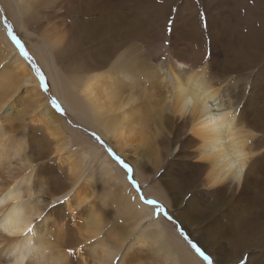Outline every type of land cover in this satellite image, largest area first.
Segmentation results:
<instances>
[{
    "label": "bare ground",
    "instance_id": "1",
    "mask_svg": "<svg viewBox=\"0 0 264 264\" xmlns=\"http://www.w3.org/2000/svg\"><path fill=\"white\" fill-rule=\"evenodd\" d=\"M0 1L13 25L28 36L30 30L23 11L31 12L34 0ZM36 1L40 4L37 9L57 5L56 0ZM193 1L196 5L186 4V0H69L63 15L44 16L50 19L39 36L41 41L29 39L28 44L35 53L32 60L48 75V97L2 30L0 56L11 54L14 62L12 72L0 75V93H5L0 111L19 90L18 86L33 87L23 114H34V121L42 124L44 132L51 131L48 137L57 138L52 150L60 157L67 142L65 123L48 101L54 94L69 114L100 133L120 156L136 166L140 183L150 179L143 172L149 163L155 174L164 170L158 184L146 188L145 193L175 209L177 218L189 231L200 230L203 244L215 249L208 247L215 257L222 253L238 258L255 250L256 255L248 257V264H264V67L256 72L250 88V78L244 77L240 87L237 83L235 87L222 85L229 75L254 70L264 60V0ZM225 6L229 8L222 9ZM240 7L246 10L245 23L237 13ZM214 8H221L222 12L214 13ZM170 19H175L176 25L172 34L166 36L164 26ZM207 27L213 38V53L209 63L201 66L200 51H195L194 46ZM138 39L159 40L158 47L165 51L167 61L138 67V54L124 50L114 59L117 70L79 78L75 86L57 66L55 51L62 44L67 51L59 56V61L99 65L113 55L117 44ZM165 40L171 41L170 46L162 43ZM180 47L191 55L173 54L179 51L173 48ZM215 65H222L219 71ZM180 118L186 120L181 121L182 126L174 122ZM150 121L153 132L147 130ZM188 131L194 134L197 146L183 141ZM26 137L0 128V224L14 218L19 226L27 225L17 236L0 232V264H11L21 256L26 257L25 264H72L77 250L82 264H87L85 253L94 264H114L134 234L138 236V263L144 250L149 256L159 242L156 249L163 252L164 264H173L171 250L184 263L205 264L164 224L156 227L163 242L157 235L150 239L149 233L143 232L144 223L152 217V208L140 202L127 184L125 172L105 154L99 157L101 173L106 182L119 189L111 193L108 201L99 200L74 230L83 244L116 226L115 220L123 229L110 232L112 246L102 243L87 251L86 245H81L84 248L80 250L69 239L70 221L62 223L60 216L55 219L54 211L45 213L60 195L68 208L71 193L80 206L95 195V185L89 184L81 198L78 193L82 188L76 187L81 172L72 156L63 157L59 161L70 173V186L58 194L50 192L49 203H43L41 198L49 192L46 175L51 179L53 176L44 163L27 155ZM85 143L88 147L96 145L88 139ZM140 148L145 150L143 155ZM174 148L180 152L175 156ZM172 157L174 161L168 160ZM35 195L37 198L33 199ZM121 208L128 210L127 219L117 217ZM51 222L56 231L48 225ZM29 227L31 232L27 231ZM206 234L211 236L207 241L203 239ZM128 262L132 264L134 257Z\"/></svg>",
    "mask_w": 264,
    "mask_h": 264
},
{
    "label": "rangeland",
    "instance_id": "2",
    "mask_svg": "<svg viewBox=\"0 0 264 264\" xmlns=\"http://www.w3.org/2000/svg\"><path fill=\"white\" fill-rule=\"evenodd\" d=\"M186 1H187L186 4H189V2L190 4L191 2H194L193 5L194 4L196 5V2L193 0L192 1L186 0ZM206 1L209 2V0H206ZM206 1L203 0V3H206ZM252 2H254V0H249V3H252ZM67 3H69V0H56V4H57L56 5L57 7L55 6L56 9L55 8H49V9L45 8L43 10V7H41L40 9H37V5H40V4L37 3L36 0H34L32 2L31 12L26 13L25 11H23L26 17V20H27L28 28L30 30L29 35L26 36L22 31H19L18 28L13 25L11 18L9 17L8 13H6V11L3 9L4 6L1 4V1H0V32L2 30L6 32V34L8 35V38L10 39V43H12L18 55L21 56L20 49L16 46L15 43L12 42L8 34L7 25L12 26V30L14 34L17 36L21 44L24 46V49L27 52L28 56L31 57V59H27L25 58L24 55H22L21 58L22 59L24 58L23 60L28 64L29 68L34 73L38 81H39V76L37 75V70H39L40 73L44 75L47 88L51 87L49 79H48V75L47 73H45L44 69L40 68V65L37 62L32 60L33 55L35 53L33 49L30 47V45L28 44V40L36 39L37 41H41L39 36L42 35L43 31H45L44 26H49V23H46V21L49 20L50 18L47 19L45 17H49L48 15H50V17L52 15H55V16L63 15L68 8ZM255 3L253 4V7L255 6ZM227 8L229 7L225 6V8H222V9L225 10ZM222 9L217 8L213 10V12L218 14V11H221ZM237 13H240L242 16L243 20H241V22L245 23L244 19H246L245 17L246 10L241 9L240 7L238 8ZM200 15L202 16V13H200ZM5 19L7 20V25L5 23ZM252 19H253V16H252ZM52 24L53 22H51V25ZM159 44H160V41L155 40V39L154 41L138 39V40L128 41L124 44H117V49L113 51V55L107 58L103 64H99V65H70L69 63L59 61L60 60L59 56L63 55L64 51H67L65 49V46L62 44L59 50L55 51V54H56L55 58L58 61L57 66L60 68L65 78L68 80V82L71 85L75 86L76 80L79 78H88V77L96 76L99 74H103L104 72H109L111 70H117L116 68L113 67L114 59L116 58V56H118L120 52L124 50H127L129 52H135L138 54V58H139L138 67L142 65H162L164 62L167 61L166 59L167 56L165 54V51L162 48L161 50L159 49L158 47L160 46ZM194 47H195V51L197 52L200 51L199 54L202 57L201 66L208 64L212 58V53H213L212 51L213 38L211 37L209 33L208 27L205 28V34L199 40V44L196 43ZM175 49L179 50V51H173V54H175L176 56L186 55L189 57L191 55L189 51L182 50V47L173 48V50ZM131 55H134V53H131ZM198 60L200 61V59ZM13 62H14V57L11 54H10V57L0 56V75L6 71L12 72ZM168 63L164 65H167ZM192 63L193 62H190L189 64H192ZM262 63H264V60L259 65H257L258 67L254 68V70L250 68L249 70L244 71L241 74L229 75L228 78H226L227 80L225 79L226 81L222 85L225 86V88L228 87L229 85L231 86L234 85L233 87H235V84L237 83L238 84L237 86L240 87L243 83V80L241 79V77H244L245 79L250 78L248 79L247 82H249V88L250 86L252 87V82L255 76L257 75L256 72H258L259 69H262L264 67ZM168 65H171V63H169ZM220 66L222 65H215V69L219 71ZM250 72H251V75L249 76L248 73ZM138 76H140V74H138ZM219 79H223V77H220ZM17 85L18 84L16 83L15 86ZM18 89L19 90L16 93H14L10 98H8L10 100H7V102L3 106V110L0 111V128L6 131H14V134H20V135L21 133L26 134L27 135L26 137L27 155L30 156V158L36 159L39 164L44 163V166L48 167L49 170L51 171L53 179H51V176L46 175V180H47L46 186L49 192L46 194L47 195L46 198H43V197L41 198L43 203L45 204L49 203V199H50L49 193L50 192L58 194L60 193L61 190H64L65 188H69L70 186L71 181L69 179L70 177H68L70 173L64 169L65 163L63 164L59 161V160H63V157L67 158L69 155L72 156L76 164L77 171L81 172L80 173L81 176H79V178L81 177V179L80 181H78L77 186H76L77 188L78 187L82 188V191L78 193L81 195V198H84V194L87 193V187L89 184L95 185L94 187V189H96L94 190L95 195L92 196L90 200L83 202L80 206H77L79 203L78 198L75 197L72 193H71V197L69 198V203H70L69 208L68 206H65V199L61 198L62 195H60L58 196L59 199L56 202H53V204L51 203V205L49 206V208H47V211L45 213V214L47 213L49 214L51 211H54L55 216H56L54 217L55 219L57 218V216H60L62 217V220H63L62 223H66L67 222L66 220L70 221L69 222L70 224L69 239L71 242H74L76 246L77 245L80 246L79 248L80 250L82 249V247L84 248V246H81V245H86L87 251H89L90 247L94 248L95 246L101 245L102 243L108 244V247L112 246L111 240H110V236H111L110 232L111 234H113L117 229H123L119 227V225L117 224V221L115 220L114 223L116 224V226H113L110 229L103 231L101 234L95 236V238H92L83 244H81V241L78 238V234L74 230V227L80 223V220H83L84 216L89 214L92 208H95L98 206L97 204L99 200L108 201L110 199L111 193L119 189L118 186L112 187L108 182H106L105 176L102 175L101 173L99 157L105 154L111 160H113L124 172L125 170L121 167L120 163L116 159L113 158L114 156L122 159L133 170L132 173L125 172L126 182L131 187V190L133 192L135 191L134 193L138 195L140 202L143 205L152 208V217L148 219L143 225V229H144L143 232L149 233L148 237L150 239L154 238L153 235H157L158 237V234L156 233V230H157L156 227L160 224H164L165 227L170 230V234L179 236L187 244V246H189L187 240H190L193 243H197L198 246H201L202 250L206 249L207 250L206 254H208L213 259L214 264H248V257L253 258L256 255L255 250H250V251H247L245 253L246 255H244L243 257L234 258L226 254L222 255V253H219L215 257V255L211 252L213 250L215 251V249L214 248L211 249L207 244L206 245L203 244L202 235H201L202 232H200V230H197L196 233L189 231L184 226V224H182L180 220L177 218L175 214V209H172L171 207H169V205L164 203L162 200L158 198L155 199V197L151 198V196H148L147 193H145L146 188H148L149 186H156L158 184L157 181L162 178V173L164 172V170H161L155 174L153 172V169H154L153 164L149 163L147 168L144 169L143 172L150 179L148 178L149 180L146 183H140L141 181L136 177V173H135L136 166L127 158L120 156L118 152L108 142V140L103 138L100 133H98L95 130L89 129L88 126L83 125L72 114H69L67 109L63 106V104L59 101V99L53 94L52 95V97L54 96L53 100H56L57 103H59L60 105L62 104L61 107L64 109V113L61 114L55 110V108L53 107L51 103L52 97L50 98V100H48L49 104L53 108L54 113L60 116L66 125V126L64 125L63 127H64V133H65L64 140H66L67 146H65L64 152L59 157V155L54 153V151L52 150L54 146L56 147L55 141L57 138L48 137V133H50L51 131L48 133L44 132V130L41 128L42 124L38 121H34L35 120L34 114L33 115L23 114L24 104L26 103V99L29 97V95H31L34 88L27 87L26 85H21V87L18 86ZM41 90L45 97L49 96L48 90L45 91L42 87H41ZM4 97H5V93H0V105ZM182 120L186 121L184 120V118H180V120H177L174 122L175 124H180L182 126V123H181ZM147 126H148L147 130L153 132L154 124L151 121L148 123ZM193 138H195L194 134L188 131L185 134L183 141L193 142ZM87 139L92 141L96 145L92 147H88L85 143ZM193 143L195 146H197L198 141L193 142ZM175 148L173 149L174 156L180 153L179 148L177 150ZM94 151H96L95 154H94ZM138 151L141 155H143L145 150L143 148H140ZM173 157L171 159L169 158L168 160L174 161ZM143 161L146 162L145 159H143ZM174 168L178 170V167H174ZM48 174L50 175V172ZM57 178H59L60 180L57 181L56 180ZM188 197H190V195ZM35 198H37L36 195L33 197V199ZM145 198H147V200L155 199V201H157L160 205H162L164 208L167 209L168 214L172 216L173 219L169 221L165 219L163 215H160L159 217H157L156 210L151 205L146 203ZM169 200L171 201L170 198ZM128 215H129L128 210L125 208H121L120 213L117 214V217L127 219ZM72 217H73V220H72ZM130 217H129V220H130ZM53 222L49 223L48 225H50V227H52V229L56 231V226L55 224H52ZM55 222L57 223L58 221L55 220ZM119 222L122 223V219H120ZM132 222H134V220H132ZM181 232H183V235H181ZM198 232L200 233L198 234ZM185 237H187V240L185 239ZM210 237L211 236H207L206 234L203 236V239L207 241V239H209ZM158 239L162 242L165 241L159 237ZM137 242H138V236L137 234L136 235L134 234L128 240V242L123 246V248L120 251V254L115 259L114 264H119L121 260H124L122 264H128L129 263L128 260L131 257H134V262L132 264H136V263L137 264H148V263L164 264L165 258H163V252L157 251L156 249V247L159 246V242L154 247V251H152L154 254L149 253V256L146 257L145 253L147 252L144 250V254H141L140 256L141 258L138 263V249H137L138 247L135 248ZM218 242L219 241L217 240L216 245L218 244ZM208 247L210 248L211 251L209 250ZM78 251L79 250L75 251L76 254L74 253L75 257L72 258V264H82ZM170 253H172L171 261L173 264H189L185 260H184L185 263L182 260H180L172 250L170 251ZM85 254L86 255L84 256V259L86 260V263L94 264L92 257L87 253ZM127 258L128 260H126ZM202 262L207 264V262L205 261H202Z\"/></svg>",
    "mask_w": 264,
    "mask_h": 264
},
{
    "label": "snow or ice",
    "instance_id": "3",
    "mask_svg": "<svg viewBox=\"0 0 264 264\" xmlns=\"http://www.w3.org/2000/svg\"><path fill=\"white\" fill-rule=\"evenodd\" d=\"M5 23L7 25V20L5 19ZM175 25H176V20L175 19H170L164 26V33L166 36H170L172 34V32L174 31L175 29ZM8 27V34L12 40L13 43L16 44V46L20 49V52L22 55L25 56V58L27 59H31V57L28 56L27 52L25 51L24 49V46L21 44L20 40L17 38V36L14 34L13 30H12V26L11 25H7ZM162 43L170 46L171 44V41L170 40H165V41H162ZM37 75L39 76V83H40V86L45 90L47 91L48 88H47V85L45 83V77L43 74H41L39 72V70H37ZM52 105L53 107L55 108V110L61 114L64 113V109L61 107V105L59 103H57L56 100H52ZM114 159H116L121 167L125 170L126 173H132L133 170L131 169V167L125 163L122 159H120L119 157H113ZM146 199V198H145ZM146 203H148L149 205H151L155 210H156V214H157V217H159L160 215H163L165 217V219L171 221L173 219L172 216H170L167 212V209L164 208L162 205H160L157 201L155 200H147L146 199ZM7 222V221H5ZM33 229L31 227H29L27 229L28 232H31ZM3 234L5 236H11L9 235L7 232H3ZM181 235H183V232H181ZM185 239L187 240V237H185ZM191 250L195 253V255L200 258L202 261H205L207 262V264H214V261L213 259L208 255L206 254L207 250L206 249H203L202 250V247L201 246H198L197 243H193L191 242L190 240H187ZM70 253H71V250H69ZM145 251H147V249H145Z\"/></svg>",
    "mask_w": 264,
    "mask_h": 264
},
{
    "label": "clouds",
    "instance_id": "4",
    "mask_svg": "<svg viewBox=\"0 0 264 264\" xmlns=\"http://www.w3.org/2000/svg\"><path fill=\"white\" fill-rule=\"evenodd\" d=\"M16 197H9V199H15ZM27 225L19 226L14 218H10L7 222L0 224V232H7L11 236H17L23 231V228ZM26 257H18L12 260L11 264H25Z\"/></svg>",
    "mask_w": 264,
    "mask_h": 264
}]
</instances>
